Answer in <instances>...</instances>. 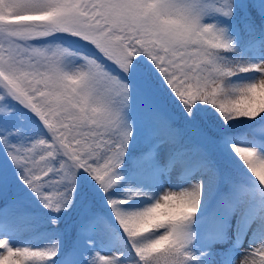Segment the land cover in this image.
<instances>
[{
  "label": "snow or ice",
  "instance_id": "obj_1",
  "mask_svg": "<svg viewBox=\"0 0 264 264\" xmlns=\"http://www.w3.org/2000/svg\"><path fill=\"white\" fill-rule=\"evenodd\" d=\"M237 260L264 264V0H0V264Z\"/></svg>",
  "mask_w": 264,
  "mask_h": 264
},
{
  "label": "rangeland",
  "instance_id": "obj_2",
  "mask_svg": "<svg viewBox=\"0 0 264 264\" xmlns=\"http://www.w3.org/2000/svg\"><path fill=\"white\" fill-rule=\"evenodd\" d=\"M244 247L246 248L247 247V244L245 243ZM237 264H239V260H237Z\"/></svg>",
  "mask_w": 264,
  "mask_h": 264
}]
</instances>
